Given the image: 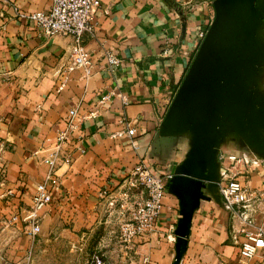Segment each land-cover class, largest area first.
I'll return each mask as SVG.
<instances>
[{"label":"crops","instance_id":"crops-1","mask_svg":"<svg viewBox=\"0 0 264 264\" xmlns=\"http://www.w3.org/2000/svg\"><path fill=\"white\" fill-rule=\"evenodd\" d=\"M212 1L100 0L96 35L84 43L94 65L86 77L83 69L66 68L72 36H46L34 21L16 15L15 7L41 11L50 0H0V137L9 141L3 160L15 192L9 204H0L2 228L1 219L18 215L0 233V264L19 261L29 245L22 219L29 215L36 184L50 170L42 158L71 108L77 126L65 148L72 158L57 167L58 186L38 210L32 264H89L94 250L104 264H140L145 255L148 264H173L175 241L168 236L175 237L179 203L168 184L155 230L137 238L129 255L119 245L117 228L129 215L127 205L141 202L145 193L131 189L120 208L118 191L140 160L166 172L189 149L188 134L162 136L159 125L196 52L198 30L213 18ZM104 49L120 59L113 71L101 59ZM127 122L134 127L132 136ZM228 154L240 161L228 160ZM217 159L219 169L231 167L230 175L246 184L251 200L247 208L227 209L220 183L216 195L200 199L179 264H232L244 239L241 229L264 230V157L226 138ZM112 197H117L114 207L108 205ZM257 254L248 264L264 261V252Z\"/></svg>","mask_w":264,"mask_h":264},{"label":"water","instance_id":"water-1","mask_svg":"<svg viewBox=\"0 0 264 264\" xmlns=\"http://www.w3.org/2000/svg\"><path fill=\"white\" fill-rule=\"evenodd\" d=\"M212 4L214 17L159 125L162 136L190 137L168 183L179 203L173 264L199 200L216 195L220 143L232 138L264 157V0Z\"/></svg>","mask_w":264,"mask_h":264},{"label":"built area","instance_id":"built-area-1","mask_svg":"<svg viewBox=\"0 0 264 264\" xmlns=\"http://www.w3.org/2000/svg\"><path fill=\"white\" fill-rule=\"evenodd\" d=\"M100 6V0H50L47 9L34 12H23L15 7L16 15L31 21L39 27L40 31L46 35L67 34L72 36L73 45L69 54L67 70L83 69L87 77L94 65L90 53L85 47V40L93 38L96 35L95 12ZM0 17L4 19L3 12ZM207 27L199 29L197 32V47L205 36ZM167 54V49L163 50ZM105 61V67L113 71L114 67L120 63V59L110 49H104L101 57ZM76 109L71 108L68 111L66 126L58 130L54 137V142L47 150L42 160L49 166L50 170L44 181L36 184L34 193L31 197L29 215L23 218L25 224V233L29 238V245L26 248L23 257L19 261L9 262L4 260V264H31L33 243L40 232V223L38 210L51 201V194L58 186L56 169L60 164H69L71 153L65 148L70 135L76 129ZM126 133L130 136L134 134V127H129ZM9 141L0 137V204H9V201L15 197L14 188L7 184V168L3 160V155L9 150ZM228 160L234 163L240 161L235 154H228ZM246 163L245 158L243 157ZM244 163V164H245ZM231 167H224L220 171L218 181L219 194L224 200V206L227 209L237 206L247 208L251 200V193L246 184L236 175H230ZM170 171L160 172L150 169L148 163L140 160L125 177L118 191L121 201L119 207L126 206L123 200L129 197L131 189H140L145 193V198L141 202H131L129 215L120 221L117 229V239L119 245L128 254L134 250L135 240L140 237L150 235L155 230V222L163 210V198L170 178ZM264 197V192L261 193ZM117 203V197H112L108 205L114 207ZM18 220L17 214H12L9 218L1 219L3 228L9 226ZM0 225V233L3 230ZM244 239L238 247V255L232 264H248V261L258 252H264V230L257 227L253 230L241 229ZM168 239L175 241V237L168 236ZM0 249V257H2ZM149 257L143 256L140 264H148ZM89 264H104L102 254L98 250L92 251Z\"/></svg>","mask_w":264,"mask_h":264},{"label":"rangeland","instance_id":"rangeland-1","mask_svg":"<svg viewBox=\"0 0 264 264\" xmlns=\"http://www.w3.org/2000/svg\"><path fill=\"white\" fill-rule=\"evenodd\" d=\"M212 6H213V4H212ZM213 10H214V8H213ZM213 17H214V15H213ZM213 19V18H212ZM211 19V20H212ZM211 22V21H210ZM210 22L208 23V26H209V24H210ZM208 26H207V28H208ZM263 35H264V32H263ZM263 83H264V73L262 74V79H261V83H260V87L262 88V90H263ZM264 91V90H263ZM220 171H221V169H219V173H220ZM118 229V228H117ZM122 251L124 252V250L122 249ZM257 255L258 254H256L255 256H253L250 260H253V259H257ZM33 263V256H32V260H31V264ZM258 264H264V261H263V259H261L260 261H259V263Z\"/></svg>","mask_w":264,"mask_h":264}]
</instances>
